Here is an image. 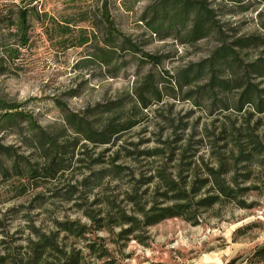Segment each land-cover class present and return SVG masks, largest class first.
<instances>
[{"label": "trees", "instance_id": "16d2710c", "mask_svg": "<svg viewBox=\"0 0 264 264\" xmlns=\"http://www.w3.org/2000/svg\"><path fill=\"white\" fill-rule=\"evenodd\" d=\"M40 1L0 4V75L29 44L35 18L56 22L39 11ZM223 1L245 2L151 0L146 6L140 20L151 35L185 45L217 41L207 56L170 72L158 69L170 55L146 50L116 25L110 0H97L101 16L88 11L78 20L93 27L80 28L73 44L92 49L81 67L107 66L115 77L128 54L152 67L115 98L84 111L57 99L59 122L44 126L26 102L0 93V202L30 194L28 209L52 213L40 224L24 214V226L12 230L24 205L0 208V264H123L129 243L148 244L150 227L163 220L197 225L208 212L220 216L232 204L259 205L250 196L264 195V10L258 12L260 31L240 34L222 19ZM46 28L51 38L75 31L71 19L53 26L56 34ZM165 99L193 106L175 111L173 102L165 114ZM155 104L153 119H161L154 136L123 140L153 121L147 111ZM7 132L19 141L7 143ZM57 204L62 216L50 209ZM261 261L264 243L251 250L247 264Z\"/></svg>", "mask_w": 264, "mask_h": 264}, {"label": "rangeland", "instance_id": "374dc122", "mask_svg": "<svg viewBox=\"0 0 264 264\" xmlns=\"http://www.w3.org/2000/svg\"><path fill=\"white\" fill-rule=\"evenodd\" d=\"M19 1L0 0V4ZM150 2L151 0H110V12L116 25L139 43L145 44L146 50L170 55L158 69L174 72L188 62L207 56L217 44L214 37L202 39L194 45H185L173 36L161 39L151 35L145 22L140 20ZM38 7L41 13L47 12L56 22L46 19L44 23V18L33 20L29 44L21 48L20 57L10 64V69L0 75V93L8 98L26 102L44 126L59 122L63 118L62 109L56 103L57 99L65 101L72 110L81 112L97 102L105 103L108 99L115 98L119 91L131 87L138 76L151 69L150 64L140 65L138 57L131 54L126 56L128 65L115 77L108 74L107 66L88 64L81 67L82 60L88 57L92 49L88 45L73 44L77 41L80 28L92 31L93 27L89 22L78 20L88 11L101 16L98 9L100 2L97 0H41ZM219 8L224 11L222 19L227 21L229 26L238 28L240 34L260 31L258 12L264 10V3L259 0H245L244 5L223 1ZM69 19L75 28L72 35L49 37L46 27L52 29L58 24H66ZM52 32L56 34L53 29ZM9 38L6 40L13 42V38ZM100 38L102 39V36ZM2 42L0 36V53H3ZM259 52L260 48L249 51L252 56H257ZM68 92L72 93L69 95ZM164 102L165 114H168L166 104L174 102L175 111L188 110L193 106L189 101L165 99ZM155 107L156 104L147 111L151 119ZM160 119L156 117L153 121L138 125L125 135L123 140L136 141L144 134L153 137V133L157 132L154 123ZM145 126L148 128L146 132ZM4 140L7 143L19 141L16 135L9 132L4 135ZM148 144L152 146L155 142L152 140ZM102 148L105 147L96 150ZM7 198L3 197L0 202L3 211L12 206L24 205L22 211L13 219L12 230L24 226L23 215L27 213L33 216L38 224L49 221L52 213L46 212L44 207L28 209L30 194L10 200H6ZM250 200L258 201L259 205L245 209L232 204L223 208L220 216H213L208 212L197 225L180 217L163 220L150 227L152 239L148 244H139L135 240L129 243L126 252L130 257L122 263L227 264L239 257L234 264H247L251 250L264 243V195L252 194ZM62 206L57 204L50 206V209L54 214L62 216ZM253 264H264V261Z\"/></svg>", "mask_w": 264, "mask_h": 264}]
</instances>
